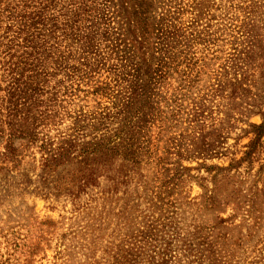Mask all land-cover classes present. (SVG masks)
Listing matches in <instances>:
<instances>
[{
    "label": "rangeland",
    "instance_id": "rangeland-1",
    "mask_svg": "<svg viewBox=\"0 0 264 264\" xmlns=\"http://www.w3.org/2000/svg\"><path fill=\"white\" fill-rule=\"evenodd\" d=\"M0 264H264V0H0Z\"/></svg>",
    "mask_w": 264,
    "mask_h": 264
}]
</instances>
